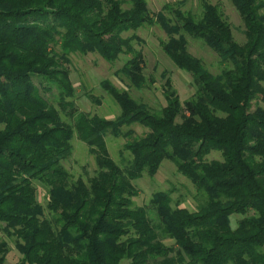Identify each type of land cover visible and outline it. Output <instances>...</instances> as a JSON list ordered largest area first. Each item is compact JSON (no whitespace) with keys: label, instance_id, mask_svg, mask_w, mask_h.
<instances>
[{"label":"trees","instance_id":"trees-1","mask_svg":"<svg viewBox=\"0 0 264 264\" xmlns=\"http://www.w3.org/2000/svg\"><path fill=\"white\" fill-rule=\"evenodd\" d=\"M229 2L242 23L241 46L206 0L199 14L186 0L156 14L146 0H0V230L15 238L18 264H264V0ZM145 27L165 34L159 48L190 76V97L181 101L164 75V105L152 109L103 80L118 116L79 113L72 126L63 122L44 94L56 90L73 118L72 55L125 58L115 75L136 91L150 88L138 38L127 36ZM187 37L223 69L211 73L189 53ZM132 126L146 132L135 137ZM75 134L94 156L87 181L62 167ZM107 135L127 140L125 167L109 156ZM213 152L221 159L208 160ZM163 161L201 197L197 211L173 207L170 192L132 206L133 182L154 177ZM35 182L47 189L45 206ZM7 255L1 241L0 264Z\"/></svg>","mask_w":264,"mask_h":264},{"label":"rangeland","instance_id":"rangeland-1","mask_svg":"<svg viewBox=\"0 0 264 264\" xmlns=\"http://www.w3.org/2000/svg\"><path fill=\"white\" fill-rule=\"evenodd\" d=\"M127 2V0H123ZM181 0H146L148 9L152 14L160 11L161 7L166 3H173ZM211 4L218 5L221 9L225 20L232 29V37L234 42L241 46L245 43V37L242 33L243 27L236 10L232 7L229 0H206ZM127 4L124 8H127ZM185 9L199 14L201 11L200 0H186ZM138 40L133 42L136 50H140L144 58V76L152 81L149 89L136 91L126 84L125 81L115 75L120 69L125 58L109 64L103 61L95 54L86 56L72 55L70 56V64L67 66L69 78L75 90V96L72 100L73 118L70 117V108L65 111L61 110L56 100V90L44 94L51 106H53L60 114L61 120L69 125L74 124L75 116L79 113L89 116H97L107 120H113L119 114V108L113 100L107 96L100 87L103 80H109L114 86L127 91L132 98L150 106L152 109L160 108L164 105L161 90L164 85L163 76L166 75L173 87L177 90L181 101H184L192 94L190 76L178 69L166 58L159 48V42L166 40L165 34L158 27H145L134 33ZM188 51L197 59H200L203 65L213 74L219 73L223 69L218 57L206 46L199 41H194L187 37ZM32 82L39 87L40 79L33 76ZM46 82L43 83V86ZM94 100H98L99 104ZM135 137H141L146 130L138 126H132ZM124 130H127L124 128ZM126 139L114 138L107 135L105 138L106 147L111 159L120 167H125L130 160V156L124 151ZM208 160H220L218 153H211ZM62 167L69 173L73 180L78 178L87 181L93 177L96 172L94 156L89 153L87 146L82 143L75 134L71 141V153L66 160L62 162ZM137 191V196L132 199L133 207H146L149 200L157 192H170L172 198V206L180 207L195 212L202 203L201 197L197 194L192 185L180 174L177 173L176 167L170 161H163L158 172L154 177L144 175L140 180L133 182ZM37 189V197L40 203L45 206V193L47 189L35 182ZM239 216L231 218L232 227H235ZM7 244L8 255L4 264H18L20 260L19 253L16 249V240L8 236L4 231L0 230V242ZM166 246H172L171 240H164Z\"/></svg>","mask_w":264,"mask_h":264}]
</instances>
